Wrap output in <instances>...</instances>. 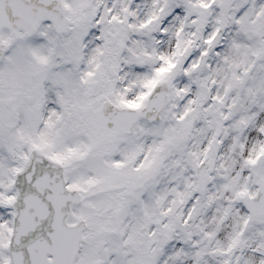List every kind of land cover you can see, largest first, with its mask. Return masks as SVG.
I'll use <instances>...</instances> for the list:
<instances>
[{
    "label": "snow or ice",
    "instance_id": "6c2138e0",
    "mask_svg": "<svg viewBox=\"0 0 264 264\" xmlns=\"http://www.w3.org/2000/svg\"><path fill=\"white\" fill-rule=\"evenodd\" d=\"M0 264H264V0H0Z\"/></svg>",
    "mask_w": 264,
    "mask_h": 264
}]
</instances>
